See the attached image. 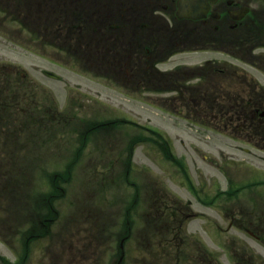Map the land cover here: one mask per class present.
Returning a JSON list of instances; mask_svg holds the SVG:
<instances>
[{"label":"rangeland","instance_id":"rangeland-1","mask_svg":"<svg viewBox=\"0 0 264 264\" xmlns=\"http://www.w3.org/2000/svg\"><path fill=\"white\" fill-rule=\"evenodd\" d=\"M13 2L0 0V264H152L156 249L163 255L153 264H167L159 243L175 242L181 224L177 241H185L190 261L202 248L220 264H264L262 136L204 132L169 107L149 104L157 94L107 87L76 68L74 56L53 45L43 50L36 22L26 24ZM256 53L252 60L240 48L237 59L220 57L231 65L221 82L253 85L242 91L253 101L264 88V47ZM202 58L182 55L170 64ZM167 142L192 186L203 184L200 193L254 186L213 207L191 200L197 215L190 216V191L182 169L168 161Z\"/></svg>","mask_w":264,"mask_h":264},{"label":"flooded vegetation","instance_id":"flooded-vegetation-1","mask_svg":"<svg viewBox=\"0 0 264 264\" xmlns=\"http://www.w3.org/2000/svg\"><path fill=\"white\" fill-rule=\"evenodd\" d=\"M176 1L18 0L17 5H21L26 24L36 22L32 25L38 28L43 50L48 44L55 53L85 57L89 72H95L93 67L101 70L107 86L117 84L111 74L114 72L122 75L121 87L167 91L165 97L149 104L180 105L184 119L201 131L230 138L246 135L237 121L259 117L256 106L264 112V88L253 101L252 94L244 97L242 92L253 90V85L222 83L224 66L231 65L218 56L237 58L236 48L246 41L247 56L256 58V50L264 47V0H215L199 20L177 18ZM9 2L14 5L13 0ZM112 25L114 36L110 34ZM188 54L209 56L192 67L175 63L163 68ZM97 55L102 57V64H91L90 58ZM236 85L241 86L240 92ZM257 119L264 127V116ZM262 142L264 149V139ZM174 229L175 242L159 243L168 252L167 264H218L215 256L202 248H195L199 256L190 261L185 241H177L183 238L182 226ZM159 255L163 254L156 249L152 264L160 260Z\"/></svg>","mask_w":264,"mask_h":264},{"label":"water","instance_id":"water-1","mask_svg":"<svg viewBox=\"0 0 264 264\" xmlns=\"http://www.w3.org/2000/svg\"><path fill=\"white\" fill-rule=\"evenodd\" d=\"M206 8V0H178V15L180 17L200 18L204 15ZM44 74L58 78L47 71Z\"/></svg>","mask_w":264,"mask_h":264}]
</instances>
